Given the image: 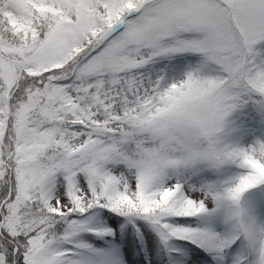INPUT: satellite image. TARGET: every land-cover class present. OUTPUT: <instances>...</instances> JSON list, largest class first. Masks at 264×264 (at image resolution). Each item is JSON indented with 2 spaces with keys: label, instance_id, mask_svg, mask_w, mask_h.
<instances>
[{
  "label": "snow or ice",
  "instance_id": "1",
  "mask_svg": "<svg viewBox=\"0 0 264 264\" xmlns=\"http://www.w3.org/2000/svg\"><path fill=\"white\" fill-rule=\"evenodd\" d=\"M149 229L147 264H264V0H0V264Z\"/></svg>",
  "mask_w": 264,
  "mask_h": 264
},
{
  "label": "rangeland",
  "instance_id": "2",
  "mask_svg": "<svg viewBox=\"0 0 264 264\" xmlns=\"http://www.w3.org/2000/svg\"><path fill=\"white\" fill-rule=\"evenodd\" d=\"M118 220H120V223L123 225V223L121 222L122 219H119L117 218ZM108 223V226L110 227L111 226V223L110 222H107ZM131 231V228H128ZM144 230V229H142ZM94 239L96 238H93V241H95ZM145 239H146V249H144L143 252H145V256H146V264L147 262L152 258V250H151V242L153 240L157 241L158 243V238L155 237V234L151 232V230H147V234L145 235ZM183 244V243H182ZM182 244H178V246L181 248L182 250V253H184L186 255V259L188 261V264H201L200 261H198L196 259V252L192 251L191 249H189L188 246L186 245H182ZM138 248H137V244H136V256H137V259L141 258L142 256V253H138L137 252Z\"/></svg>",
  "mask_w": 264,
  "mask_h": 264
},
{
  "label": "trees",
  "instance_id": "3",
  "mask_svg": "<svg viewBox=\"0 0 264 264\" xmlns=\"http://www.w3.org/2000/svg\"><path fill=\"white\" fill-rule=\"evenodd\" d=\"M119 219H121V218H119ZM123 224L125 223L123 220L121 221ZM130 227H132L131 225H126V230L129 232L130 230L128 229V228H130ZM94 240H96V239H94ZM98 243L100 244V245H103L104 243H105V241H103V240H100V241H98ZM138 244H139V242H138Z\"/></svg>",
  "mask_w": 264,
  "mask_h": 264
}]
</instances>
